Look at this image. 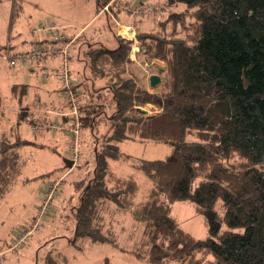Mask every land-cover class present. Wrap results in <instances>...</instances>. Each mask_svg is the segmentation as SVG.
Wrapping results in <instances>:
<instances>
[{"label":"trees","instance_id":"16d2710c","mask_svg":"<svg viewBox=\"0 0 264 264\" xmlns=\"http://www.w3.org/2000/svg\"><path fill=\"white\" fill-rule=\"evenodd\" d=\"M109 1L95 0L96 12ZM145 4L147 9L153 7ZM165 5L171 8L164 17H156L154 25L135 34L137 58L148 65L163 62L154 64L160 69L161 84L152 90L130 69L132 40L115 31H111L116 41L112 47L106 40L95 41L83 56L79 47L75 57L89 73L80 82L72 77L70 36L63 30L62 40L35 33L30 48L9 57L16 59L15 65L40 63L45 80L56 74L65 97L60 80L62 54L32 56L31 52L37 44H67L75 100L79 103V98L89 96V102L79 107L81 129L91 128L92 175L73 211L70 242L79 249L94 243L117 247L112 218L129 214L132 231L128 235L133 237L136 230L137 236L128 251L147 264H264V0H165ZM20 13L21 5L11 0L8 40ZM50 56L60 59L57 66L46 64ZM95 78L101 87H94ZM100 89L106 92L94 95ZM10 90L19 110L14 124L0 132V199L20 174L19 146L43 145L18 132L20 121L27 119L31 124L34 118L26 105L32 85L15 82ZM106 97L111 103L108 116L105 102L100 101ZM38 100L46 108L52 105L48 99ZM147 104L158 111L145 115L138 107ZM51 109L58 114L35 119L56 117L67 122V118L60 120L61 110ZM101 120L104 131L99 136L93 126ZM125 140L164 142L169 151L160 158L135 157L121 151ZM121 157L151 182L139 201L135 200L139 184L134 172L121 173L112 164ZM175 201L194 205L206 237L196 238L179 225L171 214ZM61 260L66 258L46 257L45 264Z\"/></svg>","mask_w":264,"mask_h":264},{"label":"rangeland","instance_id":"374dc122","mask_svg":"<svg viewBox=\"0 0 264 264\" xmlns=\"http://www.w3.org/2000/svg\"><path fill=\"white\" fill-rule=\"evenodd\" d=\"M17 1L21 5V13L14 22L11 31L12 37L8 40L6 23L11 0H0V95L2 97L0 114L4 113V116L0 118V132L7 130L16 121L17 111L14 107L17 102L10 90L12 83H28L32 85L30 94H39L42 98L45 96L46 90H49L57 100L63 98L58 90L60 82L56 74L49 83L42 78L40 69L30 71L28 62L11 66L8 64L9 57L30 48V43L35 37L32 27L36 26L40 19L49 20L51 17L58 21L64 20L71 23L70 28L77 30L93 16V8L96 4L94 0ZM112 1H109L110 4L102 5L99 13L84 26L83 35L72 43L71 55L75 58L79 47H81L80 54L83 56L88 44L95 41L106 40L107 46H114L116 41L112 38L111 31H115L117 34L132 40L130 55L134 57L135 61L130 65V69L138 77L139 82L149 90L158 88L161 82L151 88L148 83V76L151 73L160 76V69L154 66L156 63L148 65L141 58H137L136 49L139 48V42L135 34L137 30L154 25L155 18L164 17L163 15L171 7L165 5V0ZM144 2L150 3L153 7L147 9L148 4ZM162 6L165 8L158 10ZM81 42L86 43L80 46ZM156 62L158 65H163L160 60ZM79 63L83 64L81 60ZM70 68L73 79L78 82L89 76L87 69H81L76 63H72ZM94 80H96V82H92L94 87L102 86L101 81L96 78ZM97 92L104 94L106 91L100 89L95 91L94 95ZM85 94L89 95L86 92ZM88 97L86 96V98ZM86 98L84 97L79 103L89 102L88 100L84 101ZM102 100L105 102L108 116L111 111V103L107 97L100 101ZM79 103L78 110L83 115ZM141 107L147 110L145 115H151L158 111L151 104ZM102 122L103 120L93 126V131L99 136L104 131V123ZM90 129V127H83L82 132L80 130L79 138H83L84 141L80 140V144H78L80 158H77L72 167L67 164L69 143L61 135L58 136L59 143L56 148L51 146L48 142L49 139L45 140L47 143L42 146L33 144H21L19 146L20 174L13 188L0 199V248H8L4 253V259L8 264H45L46 257L56 259L63 256L66 261H56L57 264H147L128 251L137 236L136 230L133 232V237L128 235V232L132 231L129 214L116 215L112 218L113 228L117 236V247L110 243H94L86 244L79 249L70 242L75 226L73 211L79 202V196L84 185L92 175L91 160L93 153L91 152V142L88 141L91 136L89 134ZM18 132L23 138L32 141L40 140L39 134L31 132L24 120L19 122ZM47 137L50 138V134ZM120 149L135 157L148 159L163 157L169 151L168 145L164 142L152 140H125L120 144ZM112 164L121 173L134 172L139 184L135 200L139 201L144 198L148 186L151 185L147 177L142 172L137 171L129 160L122 159V157L113 160ZM57 178L61 179V184L50 202L49 209L39 221L38 227L30 230L27 238L20 246L12 247L18 231L30 226L37 207L43 199V193L48 189L49 182ZM171 214L176 218L179 225L194 237H206L207 232L202 216L191 202L175 201L172 203ZM119 246L122 248L120 249Z\"/></svg>","mask_w":264,"mask_h":264},{"label":"built area","instance_id":"2783aa9c","mask_svg":"<svg viewBox=\"0 0 264 264\" xmlns=\"http://www.w3.org/2000/svg\"><path fill=\"white\" fill-rule=\"evenodd\" d=\"M34 33H44L45 35L55 39V40H62L60 38L64 37V34L61 33L60 26L56 23H54L52 20L48 19H40L37 23V25L33 28ZM54 40V41H55ZM67 44H63L61 46H48L45 47L42 44H37V47H35L31 55L32 56H43L45 54H52V52L59 51L62 54V62L60 64V80L62 82V87H64L65 93L67 95L65 96L68 103L70 104V111L64 112L60 111L61 115H64L65 117H72L71 123L64 124L62 122H59L56 117L52 119H41L32 118V123L30 124V129L33 133H37L43 130L50 131L51 133H55L56 131H62L68 138H69V144H68V151H69V159L71 164H75L77 158H79L80 152H79V134L82 127V121H81V114L78 110V103L75 100V96L77 94V91L74 89L73 82L69 79L68 76V69H67V62H66V52H67ZM16 59H10L8 61V64L15 65ZM47 113H57V111L51 109V108H45L43 110ZM58 114V113H57ZM61 179H53L49 182L48 189L43 193V199L40 202V204L37 207L36 214L34 215L33 219L30 222V226L25 227L18 231L16 236L14 237V242L12 247H18L20 246L24 240L27 238L28 233L30 230L36 229L38 227L39 221L42 219L43 215L46 213V211L50 207V202L52 198L55 196V194L58 191V187L61 184ZM8 248H0V264H7L4 259V253L6 252Z\"/></svg>","mask_w":264,"mask_h":264},{"label":"crops","instance_id":"0c3cea01","mask_svg":"<svg viewBox=\"0 0 264 264\" xmlns=\"http://www.w3.org/2000/svg\"><path fill=\"white\" fill-rule=\"evenodd\" d=\"M89 1V0H88ZM95 1V0H94ZM93 10H94V14H93V16H91L83 25H81L80 26V28H78L77 30H75V29H73V28H70V22H66V21H64V20H61V21H58L57 19H55L56 20V22H57V24H59L60 25V29L61 30H63L68 36H70V42H71V47H72V43H73V41H75V40H77V38H79L78 36V34L79 33H81L82 31H84V26L97 14V12H96V4L94 5V8H93ZM51 17H49V19H50ZM54 19V18H53ZM124 20V19H123ZM125 21V20H124ZM84 28V29H83ZM82 29V30H81ZM81 30V31H80ZM69 42V43H70ZM135 48H136V45H135ZM136 50H138V49H136ZM132 52H133V50H132ZM131 52V53H132ZM130 58H131V60L134 62L135 61V59H134V57H132V55H130ZM156 61H158V60H154V63H156L157 65H158V63L156 62ZM47 63V65L48 66H57L58 64H59V62H60V59L57 57V56H50V57H48L47 58V61H46ZM132 62V63H133ZM72 63H76V65H78L80 68H81V64L79 63V61L77 60V58L75 57L74 58V56H72L71 57V59H70V65H72ZM28 68H29V70L30 71H34V70H36V69H42V67H41V64L39 63H37L36 61H33V62H30L29 63V65H28ZM52 78L54 79V74H52V75H50L47 79H46V81L47 82H49L50 83V81L52 80ZM59 90V89H58ZM59 92H60V90H59ZM62 94V93H61ZM30 95H33V97H30L29 96V98H28V100H27V108L29 109V115H30V113H32V115H33V117H35V116H37V117H41V118H46V117H51V113H49V115H45V113H43V110L46 108L45 107V103L44 102H40L38 99H40V100H43L44 98L45 99H48V101H52V105H51V107L50 106H48L47 108H53V107H55L56 109H58V110H61V111H63V113L64 112H67V111H70V107H69V104L66 102V99H65V97L62 95V100H57L53 95H52V93L49 91V90H46V92L44 93V97L43 98H41V96L39 95V94H34V93H32V94H30ZM86 98V97H85ZM16 100V99H15ZM80 100L82 101L83 100V98H80L79 99V102H80ZM86 100H88V98H86L84 101H86ZM53 101H55V102H57V103H53ZM89 101V100H88ZM57 104V105H56ZM42 106H44V107H42ZM15 110L16 111H18L19 110V107H18V105H17V103H16V105H15ZM18 109V110H17ZM17 114V113H16ZM4 116V113H2V114H0V118L1 117H3ZM16 116V115H15ZM63 118H67V122L65 121L64 123H70L71 122V119H72V117L71 116H69V117H65L64 115H61V119L60 120H62V121H64V119ZM16 120V119H15ZM27 124H28V126H29V128H30V124L28 123V121H27V119L26 120H24ZM31 130V129H30ZM82 130V129H81ZM32 132V131H31ZM35 134H39L38 136L40 137V140L39 141H36V142H39V143H42L43 145L44 144H46L47 142L45 141V140H47V139H49V143L51 144V146L53 147V148H56V146L58 145V143H59V139H58V136H62V137H64L65 138V140L66 141H68V137L64 134V133H62V132H60V131H56L55 133H49V132H47V131H40L39 133H35ZM50 134V138L49 137H47L48 135ZM83 140V138L81 139V141ZM84 141V140H83ZM68 166H69V161H68Z\"/></svg>","mask_w":264,"mask_h":264},{"label":"water","instance_id":"95a60500","mask_svg":"<svg viewBox=\"0 0 264 264\" xmlns=\"http://www.w3.org/2000/svg\"><path fill=\"white\" fill-rule=\"evenodd\" d=\"M160 82V76L156 73H151L149 74L148 76V83H149V86L151 88H153L154 86H156V84H158ZM138 109L140 111H142L143 113H146L147 110L142 108V107H138ZM71 164V162L69 161V165Z\"/></svg>","mask_w":264,"mask_h":264},{"label":"bare ground","instance_id":"6f19581e","mask_svg":"<svg viewBox=\"0 0 264 264\" xmlns=\"http://www.w3.org/2000/svg\"><path fill=\"white\" fill-rule=\"evenodd\" d=\"M122 28V27H121ZM80 135V134H79ZM68 143H69V138H68Z\"/></svg>","mask_w":264,"mask_h":264}]
</instances>
